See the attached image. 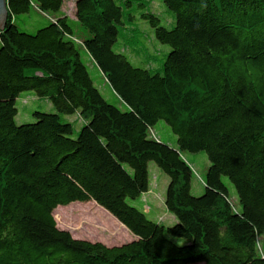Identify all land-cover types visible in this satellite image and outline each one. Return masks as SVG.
Segmentation results:
<instances>
[{
    "label": "trees",
    "instance_id": "obj_1",
    "mask_svg": "<svg viewBox=\"0 0 264 264\" xmlns=\"http://www.w3.org/2000/svg\"><path fill=\"white\" fill-rule=\"evenodd\" d=\"M63 5L7 0L0 264H264V0H77L83 33ZM32 10L48 22L22 31L17 19ZM142 22L153 31L146 60ZM80 45L126 110L94 84ZM20 99L28 123H17ZM159 121L177 147L157 138ZM202 152L209 167L196 196L184 154ZM151 164L169 179L158 220L148 217ZM90 201L134 239L107 246L58 227L57 208Z\"/></svg>",
    "mask_w": 264,
    "mask_h": 264
},
{
    "label": "rangeland",
    "instance_id": "obj_2",
    "mask_svg": "<svg viewBox=\"0 0 264 264\" xmlns=\"http://www.w3.org/2000/svg\"><path fill=\"white\" fill-rule=\"evenodd\" d=\"M76 2L77 0H64V5L62 8V14L66 15L69 18L71 26L77 33H83L84 29L80 25L76 17ZM154 7L158 12H160L161 7L158 3H154ZM165 8V7H164ZM161 16L162 24L165 22L166 15H169V12H165ZM60 14V15H62ZM165 15V16H164ZM54 16V15H53ZM59 16V15H57ZM48 22V19L41 16L37 11L32 10L30 14L21 15L17 19L18 26L22 31L33 33L37 30L36 27L41 26L42 24ZM145 27L144 36L142 38L143 45V56L144 59L146 56H153V49L149 46L147 42V38L153 35V31L145 22H142ZM166 25V24H164ZM156 46V45H154ZM165 47L164 45H161ZM167 48V47H166ZM81 56L84 62L86 63L90 76L94 81V84L101 91L102 95L105 99L112 104L117 105L122 110H126V104L119 98V96L114 92L110 84L105 79L104 75L100 71L99 67L92 59V57L88 54V52L84 49L82 45H80ZM146 60V59H145ZM136 62L132 60V62L137 66H144L147 61ZM28 94V93H24ZM32 106H41L40 110L45 109L44 102H48L47 100H37ZM23 100H19V115L16 118L18 124L28 123L31 120L29 119L28 113L23 111ZM31 106V107H32ZM33 107V110L36 108ZM47 110V108H46ZM44 110V111H46ZM30 113V112H29ZM54 113V112H53ZM65 120L73 121L76 117L74 116H65ZM76 126V125H75ZM77 129V128H76ZM153 132L162 142L172 146L177 147V137L172 133L170 127L164 122L159 121L153 128ZM185 158L188 160L190 165L192 166L195 177L193 181V190L192 193L196 196L201 195L203 192V185L201 184V179L205 178L207 169L209 167V161L207 155L205 153L199 154H184ZM151 190L153 192L146 197L148 200V204L151 207H154L151 214H149V218L152 220H158L161 216L164 217V214L167 213L165 207V195L166 190L169 184V179L166 174H164L159 168H157L154 164H151ZM225 182L229 186L230 196L232 201L237 204V197L235 193V189L231 184H229L228 180L225 179ZM145 199V198H143ZM142 199V202H143ZM135 205L139 209L146 210V204H141L139 201L135 203ZM54 217L56 219L57 225L60 229L69 231L73 237L76 239L87 240L90 242H100L107 246H118L125 243H129L134 239L133 234L128 229H122L119 224L116 222V218H114L110 213L104 210L102 207L96 205L95 202L90 201L87 203H72L69 206L62 207L60 206L55 211ZM158 217V218H156ZM121 224V223H120ZM259 243L261 249L264 252V235L259 238ZM203 264V263H197Z\"/></svg>",
    "mask_w": 264,
    "mask_h": 264
},
{
    "label": "water",
    "instance_id": "obj_3",
    "mask_svg": "<svg viewBox=\"0 0 264 264\" xmlns=\"http://www.w3.org/2000/svg\"><path fill=\"white\" fill-rule=\"evenodd\" d=\"M8 16H9V12L7 7V0H0V31H2L5 28L7 24Z\"/></svg>",
    "mask_w": 264,
    "mask_h": 264
}]
</instances>
